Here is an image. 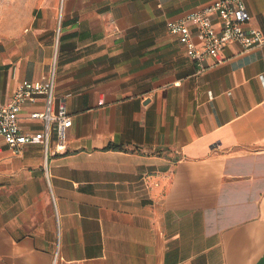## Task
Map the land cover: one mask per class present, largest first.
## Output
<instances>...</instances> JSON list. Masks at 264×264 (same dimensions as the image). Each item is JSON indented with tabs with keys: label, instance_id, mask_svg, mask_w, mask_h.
I'll use <instances>...</instances> for the list:
<instances>
[{
	"label": "crops",
	"instance_id": "obj_1",
	"mask_svg": "<svg viewBox=\"0 0 264 264\" xmlns=\"http://www.w3.org/2000/svg\"><path fill=\"white\" fill-rule=\"evenodd\" d=\"M36 1L0 32L20 40L0 101L55 63L72 126L48 157L0 137V264H264V48L199 72L168 21L215 0ZM247 5L264 34V0Z\"/></svg>",
	"mask_w": 264,
	"mask_h": 264
},
{
	"label": "built area",
	"instance_id": "obj_2",
	"mask_svg": "<svg viewBox=\"0 0 264 264\" xmlns=\"http://www.w3.org/2000/svg\"><path fill=\"white\" fill-rule=\"evenodd\" d=\"M251 18L247 0H215L169 20L168 29L184 46L187 56L197 63L199 72H203L207 69L205 60L231 44H239L245 50L264 48V34L251 25ZM55 90L54 63L46 76L23 80L7 101H0V137L15 153L23 152L28 144L43 145L46 157L49 153L58 155L67 151V130L72 126V116L64 103L57 104ZM37 102H42L43 108L31 111L28 118L41 121L43 128L25 131L20 112L25 104Z\"/></svg>",
	"mask_w": 264,
	"mask_h": 264
},
{
	"label": "rangeland",
	"instance_id": "obj_3",
	"mask_svg": "<svg viewBox=\"0 0 264 264\" xmlns=\"http://www.w3.org/2000/svg\"><path fill=\"white\" fill-rule=\"evenodd\" d=\"M37 3L36 0H0V32L13 31L20 21H27ZM0 57L9 61L10 66L19 67L20 40H0Z\"/></svg>",
	"mask_w": 264,
	"mask_h": 264
}]
</instances>
